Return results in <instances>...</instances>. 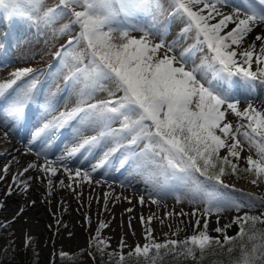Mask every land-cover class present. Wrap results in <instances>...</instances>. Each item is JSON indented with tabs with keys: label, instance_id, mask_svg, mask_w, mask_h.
Returning <instances> with one entry per match:
<instances>
[{
	"label": "snow or ice",
	"instance_id": "6c2138e0",
	"mask_svg": "<svg viewBox=\"0 0 264 264\" xmlns=\"http://www.w3.org/2000/svg\"><path fill=\"white\" fill-rule=\"evenodd\" d=\"M164 11L182 23L177 36L169 38L166 24L158 22ZM0 15L34 27L45 43L66 38L55 53L61 69H67L63 89L45 88L32 67L0 77L2 138L26 127L25 152L44 161L13 174L6 197L26 196L36 180H47L49 196L57 186L75 193L73 185H99L110 170L130 167L142 178L151 204L159 207L174 197L193 206L189 212L164 213L187 217L192 234L172 238L181 231L177 227L159 241L151 222L159 219L163 225L164 219L141 215L143 243L128 245L122 235L109 250L110 237L102 233L110 222L101 220L81 250L94 264H203L210 254L222 257L215 264H264V195L250 192L246 202H238L223 191L234 187L225 179L229 176L264 185V100L257 106L251 98L264 88V0H167V8L164 0H0ZM62 91L75 97V105L57 112ZM97 93L105 95L97 99ZM237 93L245 96L243 108ZM229 115L237 118L235 126ZM89 131L93 134L85 135ZM61 142L60 155L51 159ZM245 145L250 153L255 150V158L242 156ZM80 157L90 161L88 168H73L71 162ZM241 160L246 166L236 162ZM10 170V164L0 168V181ZM30 170L37 175L22 179ZM61 171L68 182L57 184ZM101 173L102 180L95 179ZM111 198L113 193L105 192V210ZM145 202L141 195L139 203ZM233 209L238 215L220 226V214ZM24 211L20 207L0 228L11 227ZM213 215L216 236L209 231ZM85 221L91 225L87 215ZM233 226L238 230L230 236ZM33 243L31 235L24 236L23 246L32 252L26 264L38 260ZM13 250L9 242L5 260L12 259ZM58 255L77 258L63 250Z\"/></svg>",
	"mask_w": 264,
	"mask_h": 264
},
{
	"label": "rangeland",
	"instance_id": "374dc122",
	"mask_svg": "<svg viewBox=\"0 0 264 264\" xmlns=\"http://www.w3.org/2000/svg\"><path fill=\"white\" fill-rule=\"evenodd\" d=\"M50 2H53V0H48V3ZM236 2L237 0H232V3ZM164 6L167 8V0H164ZM162 17H164L166 21H164V19L162 20ZM137 19L142 22H147L150 18L138 17ZM171 20L172 18L169 17L167 11L158 15V22L166 24L169 29V38L177 36L180 29L183 27L182 25L178 30L179 25L170 23ZM0 28V77L7 78L8 74L16 68L32 67L39 70L40 80L44 83L45 88H47L49 84H51L53 89H55L57 85H59L61 89L64 88V75L67 69H61V65L55 53L56 50L60 48V45L65 43L66 38L61 37L57 41L50 40L48 43H45V36L38 34L34 27H29L27 23L22 21H17L15 24H12L9 22V19H6L3 15H0ZM133 35L138 36L139 33L134 32ZM188 42L191 43L190 40ZM252 67L255 69V64H253ZM104 95L103 93H97L96 98H103ZM237 98L240 100V105H246L245 96L243 94L237 93ZM251 98L257 106H260L261 101L264 100V88H261L258 93H253ZM58 104L59 107L57 108V112L64 110L65 107H73L75 105V97L70 96L67 91H62L58 97ZM55 114L56 113H53V115ZM0 130V139H3L2 133L4 129L0 128ZM17 131L20 133V136L24 138V142H18L20 149L17 150L14 148L8 150L6 156H2L3 161L0 168L5 164H10L11 170L7 173L6 178L0 181V196H2V198L4 197L8 207L15 208L18 211V209L23 206L25 212L17 220L12 222L11 227L6 229L0 228V261H3L4 264H22L26 263L32 257L31 250L25 249L23 246V238L25 235H31L33 238V247L39 254L36 264H94L91 258L83 254L81 250H86L88 248V242L95 234V229L101 220L110 222V226L105 228L102 233L105 237H110V249L117 248L122 235L125 236L128 245L143 243V226L139 219L141 215L147 218L149 215L155 213L158 217L164 219L163 225L160 223L159 219H154L151 222L155 229L154 235L159 241L164 240V233H169V236H171V232L175 231L177 227H179L181 231L178 237L172 238L184 239L186 236L192 234V228L189 226L187 217H164V213L166 211H175L178 213L181 209L185 212H189L193 206L186 201L178 204L174 197H169L162 201L159 207L151 204L147 199V192L142 178L132 173L130 167L121 168L118 171L116 169L110 170L106 182L102 180L103 174H98L95 179L102 180L99 185L94 181L91 185L85 182L82 188L73 185L75 193H82L79 199H77V195L73 190L67 187L61 188L59 186H57L49 196L46 186L47 180H45L43 184L38 180L33 181L32 187L26 196L17 193L13 194L11 197H6L4 193L7 185L11 183L13 174L20 171L30 162H44L43 159L38 160L34 153L25 152L27 128H19ZM91 134H93L91 131L85 133V135ZM65 135L67 136L68 133L66 132ZM17 138L18 137H15L10 131L7 140H17ZM62 149L63 142L58 143L54 149L55 155L50 153V158L55 159L56 155H60ZM9 153L10 155L7 156ZM224 154H226L225 150H221V155ZM249 154H252L255 158L254 153H250L248 148L245 147L242 156L246 157ZM13 157H15V160ZM16 160L19 161L18 164L15 162ZM236 162L240 167L246 166L243 160ZM71 163L73 168H88L90 161H85L80 157L73 160ZM36 175L37 172L35 170H30L22 179ZM225 179L228 184L234 186L227 189L234 194L233 199H238L242 202H246L249 199L247 193L251 192L261 195L258 192L259 189L264 190V186L258 187L252 185L249 183L250 181L245 178L237 179L235 176H229L225 177ZM59 180H65V183L68 182L67 176L62 171L54 178V182L58 184ZM241 183H246L247 186H242ZM105 192L113 193V198L109 199L107 202L108 210H105ZM141 195L145 196L146 202L144 205L139 203V197ZM117 196L121 197V199L116 200L115 197ZM125 197L128 199H124ZM32 199H35L37 205H30L31 201H34ZM47 200H49V203ZM129 200H131V203L128 202ZM40 204H44V207H40ZM202 206L203 205H201V207ZM37 207L39 208L40 216L42 214L40 218L27 212V210H32ZM128 208H132L133 211L127 212L126 209ZM245 211H247V209H245ZM15 213L16 211L2 213L0 215V223L12 221ZM239 214L242 215L243 213ZM252 214H256L255 209ZM85 215L90 217V226L85 221ZM236 215H238V213L234 209L221 213L220 226L229 223L231 218ZM130 217L132 223L131 230L128 228ZM210 219V234L216 236L218 234L212 231V229L218 226L216 223V216L213 215ZM55 220H59L60 224H55L57 223ZM181 220H183V223H181ZM237 230V227L233 226L228 230V235H233ZM133 231H135V235L132 234ZM19 233H22V237L17 236ZM69 233H71V236ZM9 242H12L14 250L9 253L12 259L5 260L4 249L8 247ZM61 250L76 257L80 256L81 258L76 259V261L67 259L62 260L58 255ZM128 250L129 249L126 248L124 252ZM42 251L49 253L50 260L48 262L46 259L41 260L40 255ZM16 258H20V263L13 260Z\"/></svg>",
	"mask_w": 264,
	"mask_h": 264
},
{
	"label": "bare ground",
	"instance_id": "6f19581e",
	"mask_svg": "<svg viewBox=\"0 0 264 264\" xmlns=\"http://www.w3.org/2000/svg\"><path fill=\"white\" fill-rule=\"evenodd\" d=\"M1 29V28H0ZM0 133H1V130H0ZM11 133L15 136V137H18L17 140H4V139H0V165L2 164V161H3V157L2 156H6V153L8 150H11V149H14L16 148L17 150L20 149V145L18 144L19 141L21 142H24V138L22 136H20V133L16 130V131H11ZM19 134V135H18ZM15 142V143H14ZM22 144V143H21ZM10 155L7 154V156ZM250 183V182H249ZM242 186H247L246 183H241ZM259 194L261 195H264V190L263 189H259ZM35 201V199H32ZM0 201H2L4 204H5V207H0V215L2 213H11L12 211L15 212L17 211V209L15 208H11V207H8L7 206V203L5 202V199L4 197L2 198V196H0ZM48 203H49V200H47ZM36 202V201H35ZM31 205V204H30ZM35 205H37V203H35ZM38 206H39V203H38ZM40 207H44V204H40ZM25 212V211H24ZM28 213H32L33 215H36L37 218H40L42 216H40V213H39V208H35V209H32V210H27ZM35 217V216H34ZM57 220H55L56 222ZM57 224V223H55ZM17 236H20L22 237V233H19L17 234ZM22 239V238H21ZM41 260L43 259H46V261L48 262L50 260V255L49 253H45V251H42L41 255ZM15 262L17 263H20V258H16V259H13ZM22 264H26V263H22ZM45 264H48V263H45ZM52 264H55V263H52Z\"/></svg>",
	"mask_w": 264,
	"mask_h": 264
},
{
	"label": "trees",
	"instance_id": "16d2710c",
	"mask_svg": "<svg viewBox=\"0 0 264 264\" xmlns=\"http://www.w3.org/2000/svg\"><path fill=\"white\" fill-rule=\"evenodd\" d=\"M51 3H53V2H50L49 4H51ZM164 19V17H162V20ZM164 21H166V19H164ZM170 23H172V24H177V25H179V27H178V30L182 27V23H180V20H179V18L177 17V18H172V20L170 21ZM133 34V33H132ZM253 70H255V69H253ZM246 105H240V107L241 108H243V107H245ZM229 121L230 122H232L233 123V125L235 126V124L237 123V118L236 117H234V116H232L231 115V117H230V115H229ZM245 147H247V145H245ZM248 148V147H247ZM252 152L254 153V155H255V150H252ZM202 179V178H201ZM261 186H264V185H261ZM223 191H226V192H228L232 197L234 196V194L232 193V192H230L229 190H227V189H224ZM235 200H237L238 202H242V201H240V200H238V199H235ZM236 233H234L233 235H235ZM109 250H112V249H109ZM127 252H125V254H126ZM81 257L79 256V257H77L76 259H80ZM76 259H75V261H76ZM220 259H222V257H220V256H218V255H208V256H206L205 257V259H204V261H203V264H215V262L217 261V260H220ZM97 260H98V258H97ZM189 264H190V261H189Z\"/></svg>",
	"mask_w": 264,
	"mask_h": 264
}]
</instances>
